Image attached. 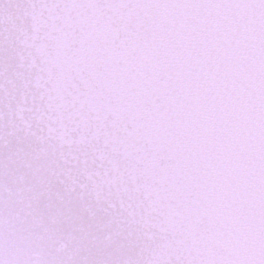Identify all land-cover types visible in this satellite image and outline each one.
<instances>
[{"label": "snow or ice", "instance_id": "1", "mask_svg": "<svg viewBox=\"0 0 264 264\" xmlns=\"http://www.w3.org/2000/svg\"><path fill=\"white\" fill-rule=\"evenodd\" d=\"M0 264H264V0H0Z\"/></svg>", "mask_w": 264, "mask_h": 264}]
</instances>
